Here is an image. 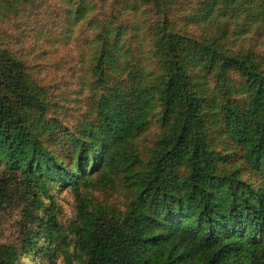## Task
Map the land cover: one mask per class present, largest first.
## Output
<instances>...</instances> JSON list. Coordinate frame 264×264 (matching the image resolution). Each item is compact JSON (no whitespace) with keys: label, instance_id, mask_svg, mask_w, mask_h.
<instances>
[{"label":"trees","instance_id":"obj_1","mask_svg":"<svg viewBox=\"0 0 264 264\" xmlns=\"http://www.w3.org/2000/svg\"><path fill=\"white\" fill-rule=\"evenodd\" d=\"M0 22L22 237L0 264L67 237L85 264H264V0H0Z\"/></svg>","mask_w":264,"mask_h":264},{"label":"rangeland","instance_id":"obj_2","mask_svg":"<svg viewBox=\"0 0 264 264\" xmlns=\"http://www.w3.org/2000/svg\"><path fill=\"white\" fill-rule=\"evenodd\" d=\"M12 36V33L8 29V27L4 24V22H0V40L5 42L4 44H9V38L6 40V37ZM1 176V170H0ZM54 200V206L56 215L59 219V222L63 225H68L72 222L73 217V200L71 195L68 193H58ZM0 219V223H1ZM20 223V214H14L11 219L7 220L0 224V243L5 245H10L16 242V245H20L21 243V231L19 230ZM69 247L64 249L68 250V256L64 258V255L57 253L55 255L54 262H51L48 258L42 260L39 257H34L33 255L21 257L18 261V264H85V259L82 255L77 253V250L74 248V240L73 238L70 240L67 239ZM35 254V253H34Z\"/></svg>","mask_w":264,"mask_h":264}]
</instances>
